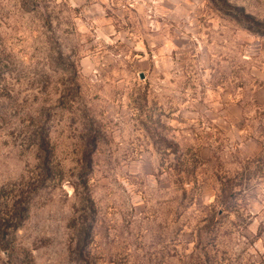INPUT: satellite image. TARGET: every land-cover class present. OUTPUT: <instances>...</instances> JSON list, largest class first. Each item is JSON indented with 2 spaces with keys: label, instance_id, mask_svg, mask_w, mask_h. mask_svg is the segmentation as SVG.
Listing matches in <instances>:
<instances>
[{
  "label": "rangeland",
  "instance_id": "374dc122",
  "mask_svg": "<svg viewBox=\"0 0 264 264\" xmlns=\"http://www.w3.org/2000/svg\"><path fill=\"white\" fill-rule=\"evenodd\" d=\"M0 264H264V0H0Z\"/></svg>",
  "mask_w": 264,
  "mask_h": 264
}]
</instances>
